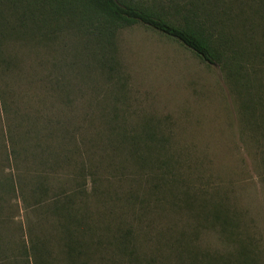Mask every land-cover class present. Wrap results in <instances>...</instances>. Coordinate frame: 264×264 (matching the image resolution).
<instances>
[{
    "label": "rangeland",
    "instance_id": "1",
    "mask_svg": "<svg viewBox=\"0 0 264 264\" xmlns=\"http://www.w3.org/2000/svg\"><path fill=\"white\" fill-rule=\"evenodd\" d=\"M139 1L204 29L222 61L205 64L142 25L116 33L117 74L66 26L2 37L0 218L12 222L2 240L28 242L29 230L57 254L52 206H36L47 195L74 216L86 264H181L176 246L213 255L234 240L228 231L264 264V123L240 107L245 80L264 86V0ZM251 94L264 102V88ZM166 158L170 182L153 173ZM218 204L235 224L225 233L211 225Z\"/></svg>",
    "mask_w": 264,
    "mask_h": 264
},
{
    "label": "trees",
    "instance_id": "2",
    "mask_svg": "<svg viewBox=\"0 0 264 264\" xmlns=\"http://www.w3.org/2000/svg\"><path fill=\"white\" fill-rule=\"evenodd\" d=\"M135 25H142L177 42L205 64H219L223 59L219 45L204 29L190 22L176 25L169 21L168 17L139 0H0V40L7 33L30 35L41 29L58 31L66 26L83 37V47L89 49L98 59L99 68L110 74H117L119 71L115 68L113 60L116 33ZM229 65L232 64L228 62ZM235 66L237 68L235 71L239 75H234L231 68L229 74L233 77L232 80L238 90L244 83L246 85L243 86L246 97L240 104L241 110L246 111V122L260 120L264 123V102L251 94L255 90L261 93L264 86L256 88L251 80L244 81L243 75L240 77V66L236 63ZM151 136L149 135L146 141L149 143L153 141L154 147L165 142L163 138ZM141 159L143 160V157ZM157 164L153 172L156 175L154 178L173 181L168 172L169 159L160 160ZM167 186L166 190L173 185ZM153 189L160 193L157 187ZM173 189L171 188L169 193ZM37 191L47 192L45 186L41 184L38 185ZM185 193L182 197L186 200L187 195L189 199L190 196ZM47 197L46 195L41 203L37 202L36 206L42 205L39 208L41 210L44 203L52 206V216L55 215L58 220L61 249L57 254L53 253L49 238L45 235L33 236L29 230L28 242L24 239L16 245H12V240L4 242L1 229L3 226H11L12 222L0 218V264H86L83 261V242L79 239L77 229L73 230L74 216L64 202ZM48 200H51L50 203ZM226 210L225 206L218 204L211 214V225L220 227L222 233L226 232V227L231 230L235 225L233 219L225 215ZM64 211H68L69 215L62 214ZM228 232L230 237L234 236V240L228 238V249H223V252L217 251L210 255L208 251L200 250L199 256L186 244L185 247L176 246L175 255L180 257L181 264H259L254 254L248 250L247 242L238 237L235 231Z\"/></svg>",
    "mask_w": 264,
    "mask_h": 264
}]
</instances>
